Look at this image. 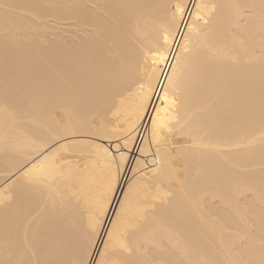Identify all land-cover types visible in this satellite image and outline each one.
<instances>
[{"label":"bare ground","instance_id":"bare-ground-1","mask_svg":"<svg viewBox=\"0 0 264 264\" xmlns=\"http://www.w3.org/2000/svg\"><path fill=\"white\" fill-rule=\"evenodd\" d=\"M0 264H264V0H0Z\"/></svg>","mask_w":264,"mask_h":264}]
</instances>
